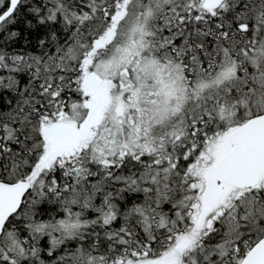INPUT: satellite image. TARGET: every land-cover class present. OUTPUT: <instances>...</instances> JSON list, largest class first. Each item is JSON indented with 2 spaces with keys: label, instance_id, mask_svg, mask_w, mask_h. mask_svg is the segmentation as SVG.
<instances>
[{
  "label": "snow or ice",
  "instance_id": "snow-or-ice-1",
  "mask_svg": "<svg viewBox=\"0 0 264 264\" xmlns=\"http://www.w3.org/2000/svg\"><path fill=\"white\" fill-rule=\"evenodd\" d=\"M0 264H264V0H0Z\"/></svg>",
  "mask_w": 264,
  "mask_h": 264
}]
</instances>
